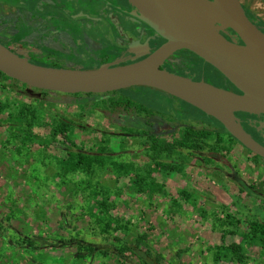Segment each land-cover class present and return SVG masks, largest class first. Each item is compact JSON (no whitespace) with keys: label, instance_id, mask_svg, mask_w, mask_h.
Returning a JSON list of instances; mask_svg holds the SVG:
<instances>
[{"label":"rangeland","instance_id":"obj_1","mask_svg":"<svg viewBox=\"0 0 264 264\" xmlns=\"http://www.w3.org/2000/svg\"><path fill=\"white\" fill-rule=\"evenodd\" d=\"M255 1L247 4L264 23ZM205 81L225 87L210 69ZM125 93L148 111L132 101L121 122L96 98L80 103L0 77V264H135L105 249L138 236L159 264H264V244L250 229L264 223V164L222 135L204 134L196 139L200 150L189 148L187 128L203 125L187 119L200 113L156 89ZM239 120L261 139L252 120ZM69 149L99 154L98 162L65 174L60 165ZM76 237L97 252L61 243ZM46 242L51 246L42 248Z\"/></svg>","mask_w":264,"mask_h":264},{"label":"water","instance_id":"obj_2","mask_svg":"<svg viewBox=\"0 0 264 264\" xmlns=\"http://www.w3.org/2000/svg\"><path fill=\"white\" fill-rule=\"evenodd\" d=\"M139 1L151 4V11L139 19L165 40L145 58L87 70L54 68L36 64L0 43V73L37 91L70 96L156 89L212 117L241 146L264 160V145L235 115L264 114V33L241 0ZM224 29H230L234 38L227 39ZM180 50L192 52L216 69L238 92L162 68Z\"/></svg>","mask_w":264,"mask_h":264},{"label":"flooded vegetation","instance_id":"obj_3","mask_svg":"<svg viewBox=\"0 0 264 264\" xmlns=\"http://www.w3.org/2000/svg\"><path fill=\"white\" fill-rule=\"evenodd\" d=\"M248 1L252 0H241L248 14L254 15ZM255 2L264 8V0ZM142 13L145 12L131 0H0V43L30 61L35 58L34 63L48 67L84 70L125 65L145 58L165 42L139 19ZM162 68L195 81L206 80V69L215 72L188 50L177 51ZM224 86L238 92L226 80ZM235 115L238 119L241 117ZM253 117L264 127V114ZM124 121L125 116L121 122ZM187 123L204 125L196 117H190ZM210 134L228 137L223 132ZM258 136L261 139L252 137L261 144L264 128ZM230 175L238 186L244 183L238 172H230Z\"/></svg>","mask_w":264,"mask_h":264},{"label":"trees","instance_id":"obj_4","mask_svg":"<svg viewBox=\"0 0 264 264\" xmlns=\"http://www.w3.org/2000/svg\"><path fill=\"white\" fill-rule=\"evenodd\" d=\"M251 20L262 30V32L264 33V23L261 22L257 17H255L252 14H249ZM232 32V31H231ZM224 80H226L216 69H214ZM0 77H3L6 80H10L9 78H7L4 74L0 73ZM144 87H134V88H130V89H126V90H131V89H137V91L140 93L141 89ZM126 90H121L117 93H112L111 95H115V94H120L122 96H124L127 100L125 101V103L120 102V101H107L106 99L108 97H110L109 94H78V95H64L67 98H72L73 100L76 99L77 102H82L83 100H87V98H96L95 100L98 101L99 103L103 104V107L105 108V110H107L109 113L115 115L116 119H118L119 121H122L124 116L126 115L125 112V108H127L132 101H134V97L132 95H128V93L124 94V91ZM135 91V90H134ZM41 92V91H40ZM42 94H47L50 92H41ZM134 93V92H133ZM128 95V96H127ZM171 97V96H170ZM85 98V99H84ZM91 103L92 106L94 105V102ZM183 104H186L182 101H180ZM136 103V102H135ZM100 104V105H101ZM136 107L138 105L141 106V108L143 107L141 104L136 103ZM188 105V104H186ZM190 106V105H189ZM96 107V106H95ZM139 107V106H138ZM137 107V108H138ZM192 107V106H191ZM145 108V107H143ZM195 111H197L198 113H200L199 115H197L198 117H196L197 120L202 121L203 122V127L200 130H195L192 127H188L187 128V132H185L184 134V143L189 144L188 147L189 148H197L195 150H198L200 147V142L198 139V137H202L204 134H210L211 132H214L216 134H220L221 132L225 133L231 140H233L234 142H237L233 137H231L223 128V126L216 121L215 119H213L210 116H206L204 115L201 111H199L198 109L192 107ZM139 109V108H138ZM146 111H148L145 108ZM144 110V111H145ZM236 114L241 115V116H245L248 121L251 118L252 123L251 125L253 126V128L256 130V134H260L263 130V126L262 124H258V122H256L255 120H253V115L251 114H246V113H239L237 112ZM153 114H148L149 117L153 116ZM125 122V121H124ZM243 126V125H242ZM206 127H210L212 130H207L206 131ZM244 129L250 134L248 128H246L245 126H243ZM251 135V134H250ZM147 144H150L151 147H153V149H155L156 151L158 150L157 147H159V143L158 142H154L151 141L150 143L147 141ZM261 144L264 145V142H261ZM202 146V145H200ZM165 147L167 149H169L168 145H165ZM69 155H68V161L63 162L60 165V170L63 171V173H71L76 171L79 168H82L83 166L85 168H90L91 166H93V164L95 162H98L99 159V154H87V153H83L81 150L80 151H74L72 149H69ZM200 150V149H199ZM247 150V149H246ZM248 151V150H247ZM250 152V151H248ZM251 153V152H250ZM199 157L201 156V154H199ZM197 155V156H198ZM254 158L256 160L261 161L264 164V160L260 157H258L257 155H253ZM201 158V157H200ZM139 185H144V181L140 180ZM240 186L242 188H244L245 190H251V187L246 186L244 183H239ZM104 205V204H103ZM250 229L253 233L260 235V240L261 242L264 244V223H258V222H253L250 225ZM4 231H6V225L3 223L2 218L0 217V236L4 233ZM34 239L32 238H28V241H32ZM37 239H35L36 241ZM145 238L144 236H138L134 241L130 240L127 242H121L120 245L118 246H110L112 249H105L106 253L110 252V253H115V255L118 258H122L125 256L126 254H129L130 258H135V264H159L158 263V256H155L154 254L151 253L149 247L146 245V243L144 242ZM47 243V242H46ZM62 244H79V245H88V249L92 252L95 253L97 252L98 249H96L95 247H92L91 245L87 244L86 241L82 238L76 237L75 239H69L65 242H61ZM60 245V244H57ZM14 246V245H13ZM51 245L47 244H42V248H49ZM90 246V247H89ZM31 248V247H30ZM36 248V247H35ZM111 250V251H110ZM231 252L232 255L235 257V260H237L238 262H242L243 255L239 252L238 248L235 245H232L231 247ZM139 262V263H138Z\"/></svg>","mask_w":264,"mask_h":264},{"label":"bare ground","instance_id":"obj_5","mask_svg":"<svg viewBox=\"0 0 264 264\" xmlns=\"http://www.w3.org/2000/svg\"><path fill=\"white\" fill-rule=\"evenodd\" d=\"M133 3L145 13H149L151 11V4L147 1L133 0Z\"/></svg>","mask_w":264,"mask_h":264},{"label":"built area","instance_id":"obj_6","mask_svg":"<svg viewBox=\"0 0 264 264\" xmlns=\"http://www.w3.org/2000/svg\"><path fill=\"white\" fill-rule=\"evenodd\" d=\"M222 34L229 40L233 39L234 36H233V32H229L227 29H224L223 31H221Z\"/></svg>","mask_w":264,"mask_h":264}]
</instances>
